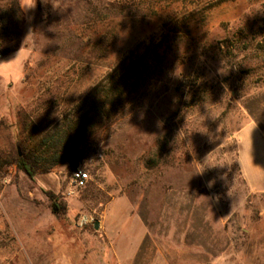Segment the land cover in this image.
<instances>
[{
	"label": "rangeland",
	"instance_id": "1",
	"mask_svg": "<svg viewBox=\"0 0 264 264\" xmlns=\"http://www.w3.org/2000/svg\"><path fill=\"white\" fill-rule=\"evenodd\" d=\"M18 1L20 35L0 23V48L18 44L0 54L3 156L26 116H77L120 61L169 51L73 165L0 176V264H264V0ZM250 123L262 138L247 127L240 153Z\"/></svg>",
	"mask_w": 264,
	"mask_h": 264
},
{
	"label": "trees",
	"instance_id": "2",
	"mask_svg": "<svg viewBox=\"0 0 264 264\" xmlns=\"http://www.w3.org/2000/svg\"><path fill=\"white\" fill-rule=\"evenodd\" d=\"M23 22L19 1L8 0V7L0 11L1 25L20 35ZM17 49L18 44L0 48V54L7 55ZM167 51L162 45L148 43L137 56L120 61L82 97V109L77 116L68 117L60 113L58 119L47 128H41L33 117L26 116L30 121H22V130L16 136V145L21 153L13 157L0 153V176L3 177L10 166H15L33 179L59 165H73V160H79L83 146L97 129L111 121L132 94L161 73ZM33 113L35 116L37 111Z\"/></svg>",
	"mask_w": 264,
	"mask_h": 264
},
{
	"label": "built area",
	"instance_id": "3",
	"mask_svg": "<svg viewBox=\"0 0 264 264\" xmlns=\"http://www.w3.org/2000/svg\"><path fill=\"white\" fill-rule=\"evenodd\" d=\"M1 58V55H0ZM89 180V176L82 170H76L73 172L72 181L76 188H83L86 186Z\"/></svg>",
	"mask_w": 264,
	"mask_h": 264
},
{
	"label": "crops",
	"instance_id": "4",
	"mask_svg": "<svg viewBox=\"0 0 264 264\" xmlns=\"http://www.w3.org/2000/svg\"><path fill=\"white\" fill-rule=\"evenodd\" d=\"M254 127V133H255V135H257V137L259 138V139H261L262 137V132L260 131V129L255 125V124H248V125H246L240 132H239V138H240V143H241V150H240V153H241V151H242V149H243V139H244V137H243V131L247 128V127ZM239 159H240V154H239ZM239 166H240V169H241V172H242V174H243V176H244V178L248 181V182H250V180L248 179V176L246 175V173L244 172V170H243V168H242V166H241V163H240V160H239Z\"/></svg>",
	"mask_w": 264,
	"mask_h": 264
},
{
	"label": "water",
	"instance_id": "5",
	"mask_svg": "<svg viewBox=\"0 0 264 264\" xmlns=\"http://www.w3.org/2000/svg\"><path fill=\"white\" fill-rule=\"evenodd\" d=\"M94 228L97 230L98 229V222H95Z\"/></svg>",
	"mask_w": 264,
	"mask_h": 264
},
{
	"label": "snow or ice",
	"instance_id": "6",
	"mask_svg": "<svg viewBox=\"0 0 264 264\" xmlns=\"http://www.w3.org/2000/svg\"><path fill=\"white\" fill-rule=\"evenodd\" d=\"M28 2H30V0H28Z\"/></svg>",
	"mask_w": 264,
	"mask_h": 264
}]
</instances>
